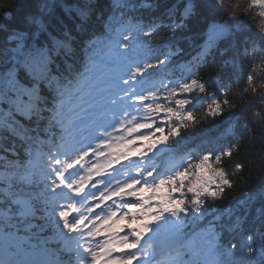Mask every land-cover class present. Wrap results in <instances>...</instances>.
Returning a JSON list of instances; mask_svg holds the SVG:
<instances>
[{
  "label": "snow or ice",
  "instance_id": "obj_1",
  "mask_svg": "<svg viewBox=\"0 0 264 264\" xmlns=\"http://www.w3.org/2000/svg\"><path fill=\"white\" fill-rule=\"evenodd\" d=\"M207 2L175 0L165 11L168 23L145 20L143 11H155L152 0H31L33 9L24 14L21 27L14 26L15 6L0 13V36H3L0 43V141L6 138L11 141L9 145L0 147V225H3L5 216L18 225L17 247L23 248L28 244L40 256L59 252L67 264H115L116 261L139 264L144 259L140 251L141 242L153 227L131 222L134 214L138 217L140 209L148 206L145 201L156 203L167 197L171 203L164 206L163 219L155 218L156 225L166 219V214L174 217L176 231L183 237V217L191 212L201 215L209 200H222L236 186L235 178L245 171L246 161L232 162L241 153L244 139H238L219 154L204 153L174 175L155 183L131 179L103 190L97 183L102 177L93 178L96 162L92 157L95 154L91 151L69 154L82 144L83 138L107 121L110 114L124 113L132 108L127 99L121 98L122 93H127L136 104L142 105L145 116L141 119L128 112L121 117L116 135L107 141L119 150L111 161L112 165L143 159L159 145L178 137L182 131L229 111L226 109V105L232 104L228 98L229 89H222L219 98L212 93L204 111L188 110L189 98L193 94L209 96L208 87L197 70L186 82L176 87L168 86L164 95L159 91L132 95L135 88L131 85L137 77L169 59L165 55L154 64H145L143 69L133 68L146 51V44L165 38L164 32L159 31L161 27L167 32L187 27ZM214 6L225 16L222 21L209 22L206 33L213 39H206L193 57L191 64L196 65V69L221 42L244 31L238 23L242 16L250 18L256 28V41L251 51L264 52V2L246 0L240 11L226 9L225 0H214ZM97 21L100 22L98 29ZM101 36L104 37L103 44H98L97 39ZM248 40L245 36V45ZM235 43L233 41V46ZM243 51L248 52L249 48L244 47ZM86 52L96 53L91 58L93 66L90 72L83 70ZM102 55L112 60V67L103 76L96 64ZM36 59L48 62L49 76L44 88L26 71L21 79V70ZM249 68L245 81L251 75L253 88L245 92L251 97L248 105L264 107V92L255 89L251 64ZM14 77L21 86H12ZM45 90L49 94L59 90L62 95L53 96L52 100H63L64 104L57 119L46 123L44 131H41L40 120H34L31 111L25 114L24 109H37L38 97ZM26 91H34L37 96L26 94ZM85 105L90 107L81 117ZM235 109L233 106L230 111ZM248 115L251 118L247 122L249 137L253 141L259 135L261 141L258 146H264V112L253 108ZM74 118L80 120V127L76 126ZM64 125H67L63 128L65 143L57 145V158L47 161V157L52 155L51 150L42 152L41 148L45 141L54 142ZM142 173L143 169H136L137 176ZM143 174L147 177L154 175L153 172ZM68 194L83 197L84 202L78 204L74 200H65L63 197ZM261 195H264V188ZM123 201L128 202L121 204ZM262 209L264 205L258 207L257 212ZM64 213L68 214V228L61 218ZM141 227V234L147 233L142 240L132 235ZM20 232H23L22 236ZM221 238L219 232L201 230L183 240L193 252H216ZM33 241L35 243H31ZM61 244L63 248L58 247ZM237 252L238 245L233 242L225 255L232 256L239 264H264V226L246 233L243 256H237ZM258 252L259 260L251 259ZM244 257L249 259L246 261ZM57 264L61 262L57 261Z\"/></svg>",
  "mask_w": 264,
  "mask_h": 264
},
{
  "label": "trees",
  "instance_id": "obj_2",
  "mask_svg": "<svg viewBox=\"0 0 264 264\" xmlns=\"http://www.w3.org/2000/svg\"><path fill=\"white\" fill-rule=\"evenodd\" d=\"M174 2L175 0H152L155 11L145 10L142 14L147 22H149L147 17L152 15L158 20H163L168 23L169 21L165 16V11ZM245 2L246 0H225V8L240 11L245 7ZM260 2H264V0H260ZM13 6H15L14 26L21 27L23 25L24 14L31 12L33 5L31 0H0V13L7 12ZM224 16L225 13L214 6V0H208L201 8L199 16L190 20L187 27L175 32H167L166 28H160L159 31L164 32L163 35L165 38L147 43L146 51L141 54L138 63L133 65V68L139 67L143 69L145 64H154L165 55L169 57L165 64L151 68L143 76L137 77V79L152 86L150 91H159L161 95L167 93L168 86L176 87L179 83L186 82L197 70L198 76L203 78L208 87L209 96L193 94L189 98L191 102L188 105V110L197 112L204 111L207 103L211 100L212 93H215L216 97L219 98L222 89H229L228 98L232 101L231 105H226V109L229 111H226L222 116L209 118L194 128L182 131L178 137L172 138L166 144L159 145L150 153L152 155H159L164 148H178L181 145L185 148H191L183 157L180 159L176 158L183 169L190 162L198 160L206 147L216 151V155L238 139L245 140L241 153L232 162L235 164L237 160L246 161L245 171L235 178L236 186L231 188L222 200H209L208 205L203 209L201 215L198 216L194 212H191L188 216L183 217L188 224L202 221L209 215H220L225 220L232 216L238 218L245 217L249 213L250 218L258 215L260 212H257V208L264 205V195H261V189L264 188V146H258L261 141L259 135L253 141L251 140L247 128V122L251 120L248 114L253 108H258L264 112V107H261L260 104L248 105L251 97L245 94L246 91H251L253 88V77L251 75L248 77V81H245L250 71L249 64L252 65V70L255 74V89L259 92H264V52L257 51L253 53L251 51L256 41V28L250 18L242 16L238 23L243 26L244 31L242 33H236L228 40L221 42L212 55L206 61L202 62L197 69L196 67H191V61L204 41L206 39L209 41L213 39L209 33H206L209 22L212 20L222 21ZM99 23V21L96 22L97 29L99 28ZM4 35H7V33H4ZM245 36L249 38L246 45L244 43ZM103 41L104 37L102 36L99 42L103 44ZM233 41L236 42L235 46H233ZM2 42L3 36H0V43ZM244 47H248L249 51L244 52ZM225 50L226 54H223ZM37 60V64H34L29 69L27 67L26 72L29 77H35L39 73L42 63L46 61V59ZM237 66H239V70ZM21 79H23L22 70ZM13 84H15L13 87L21 86L20 81L15 77L13 78ZM26 94L34 96V91H26ZM53 96L55 95L50 94V97H47L49 101L43 106H47L49 109L53 101ZM233 106L236 109L230 111ZM24 111L25 114L31 111L33 119L40 120L41 131H44L45 124L49 123L48 117L36 116L34 110L30 107H26ZM45 114L43 113V115ZM251 122L255 123V121ZM157 123L159 124V121ZM218 135L224 136L227 140H219ZM10 142V138H6L4 142L0 143V147H5ZM44 145L45 142L41 148L42 152H44ZM220 145L223 146V149L219 148ZM48 161H51V158ZM247 192L250 193V196ZM161 201L164 203L161 208L171 203L167 197H163ZM198 206L196 205V207ZM162 224L167 227H172V223L168 218ZM17 230L18 225L6 216L3 225H0V243L5 244L17 256L27 260L40 258L46 264H57V261L63 259V256L59 252L55 255L40 256L28 244H25L23 248L17 247ZM19 235L22 236L23 232H20ZM31 243H35V241ZM58 247L63 248V245L61 244Z\"/></svg>",
  "mask_w": 264,
  "mask_h": 264
},
{
  "label": "rangeland",
  "instance_id": "obj_3",
  "mask_svg": "<svg viewBox=\"0 0 264 264\" xmlns=\"http://www.w3.org/2000/svg\"><path fill=\"white\" fill-rule=\"evenodd\" d=\"M125 99H127L128 103H131V104H132V109H133V111H135V114H134V115H137V116H139V118H142L139 109L136 107L137 104L135 103V101H132L131 97H128V94H127V93H126V95H125ZM128 110H129V109H128ZM128 110H127L126 112H124L123 115H125V113H126V115H127V114H128ZM130 115H131V114H130ZM129 146H130V145H129ZM125 150H126V149H125ZM118 151H119L118 149H113V150H111L112 155H111V157L108 159V161H113V160H114V157L118 154ZM125 165H126L125 162H123V163H122L123 172L128 171V170L126 169ZM93 168H95L96 170H100V169H102V165H101V164H97V165H95ZM96 170H95V171H96ZM145 203L147 204L146 201H145ZM140 210H142V208H141ZM141 233H142V227H141L139 230L136 231L135 236L138 237L139 239H141V238H143V235H147V233H144L143 235H142ZM149 234H154V233H149ZM132 235H133V234H132ZM154 235H155V234H154ZM133 236H134V235H133ZM115 264H125V262H124V261H116Z\"/></svg>",
  "mask_w": 264,
  "mask_h": 264
}]
</instances>
